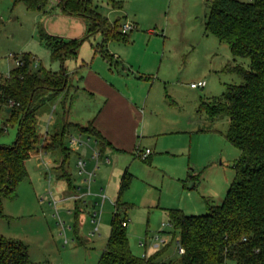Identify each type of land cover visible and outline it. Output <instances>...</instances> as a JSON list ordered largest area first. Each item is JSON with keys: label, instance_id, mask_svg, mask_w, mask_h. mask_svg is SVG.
<instances>
[{"label": "rangeland", "instance_id": "obj_1", "mask_svg": "<svg viewBox=\"0 0 264 264\" xmlns=\"http://www.w3.org/2000/svg\"><path fill=\"white\" fill-rule=\"evenodd\" d=\"M92 1L101 19L110 24L103 30L117 26L118 33L105 41L100 31L92 32L78 54L68 50L63 62L54 59L44 33L82 39L90 34L89 20L64 15L60 0H49L44 11L29 10L16 0L0 2V82L26 54L32 56L33 71L66 72L69 77L66 94L38 111L37 149L26 163L28 177L18 186L16 197L3 200L0 235L24 242L30 264H97L110 236L121 176L127 169L132 178L119 211L129 218L133 254L143 257L165 249L163 260L177 259L179 232L167 210L203 215L208 205H221L240 156L226 138L229 116L210 118L202 103L221 97L229 84L243 83L242 76L230 69H248L249 60L235 57L228 43L209 30V0ZM130 24L133 29L124 32V25ZM83 63L100 67L120 88L131 90L146 116L137 147L149 148L148 158L113 150L95 169L91 156L99 142L83 135L82 144L70 143L71 134L78 135L81 129L68 121L65 109L66 105L71 109L70 120L75 121L81 94L75 86L80 84ZM199 81L207 86L193 89L191 84ZM84 105L85 100L83 109ZM57 117L70 125L65 130L69 153L65 170L79 199H67L70 191L61 169L64 155L46 151L54 143ZM5 118L1 113L0 125ZM18 130V125H7L0 144L12 145ZM79 156L87 160L88 170L95 169L90 187L77 173Z\"/></svg>", "mask_w": 264, "mask_h": 264}, {"label": "trees", "instance_id": "obj_2", "mask_svg": "<svg viewBox=\"0 0 264 264\" xmlns=\"http://www.w3.org/2000/svg\"><path fill=\"white\" fill-rule=\"evenodd\" d=\"M16 1L33 11H44L49 4V0ZM59 4L64 15L82 17L91 24L90 34L82 39H64L44 33V41L55 60L63 62L68 50L76 56L92 32L100 31L105 41L118 33L117 26L103 30L110 24L101 19L92 0H60ZM208 6L209 30L220 41L228 43L235 57L249 60L248 69L241 66L230 69L242 76L243 83L229 84L221 97L202 103L210 118L224 113L229 116L226 138L240 150L235 178L224 202L208 205L206 214L186 215L177 209L167 210L170 223L179 232V245L184 253L177 259L163 260L165 249L143 257L134 255L131 250L129 218L119 211L124 206L121 196L132 178L126 170L120 182L110 236L97 264H226L227 261L264 264V0H209ZM17 60V67L0 82V114L6 117L4 125H0V138L7 125L19 127L12 145L0 144V213L3 200L14 199L18 186L28 177L26 163L37 149L38 111L66 94L69 88L68 73L33 71L30 54ZM76 126L82 134L97 139L103 158L108 145L93 122L86 127ZM69 127L63 118H56L54 143L46 151L64 155L61 169L71 186V177L65 170L69 157L65 130ZM30 263L24 242L0 235V264Z\"/></svg>", "mask_w": 264, "mask_h": 264}, {"label": "crops", "instance_id": "obj_3", "mask_svg": "<svg viewBox=\"0 0 264 264\" xmlns=\"http://www.w3.org/2000/svg\"><path fill=\"white\" fill-rule=\"evenodd\" d=\"M78 18L82 20L85 19L82 17ZM64 39L80 38L75 37ZM114 57H116V55H114ZM81 66V68H83L84 70H82L81 73L80 84L78 85L79 87L75 86V88L78 89V94L81 93L78 96L80 104L78 103V108H76L75 110V121L70 120L71 109H68L66 105L65 112L68 121L73 123V125H80L81 127H85L89 123L93 122L94 127L97 131H99L108 145L105 148V154L103 156L104 158L107 153L113 152V150H116L118 152H135L136 154L133 155L138 156V149H140L139 147H137V141L138 138H140L138 133L139 129L141 128V121L146 116L145 113H143L139 108V104L136 102L135 97L131 93V90H129L128 88H120L115 82L110 80L104 74L103 70L99 69L100 67L95 68L94 66L87 63H83ZM70 83L73 84L72 79ZM84 100L86 101V106L84 105L83 109V106H81V104L83 105ZM79 135L82 137L84 134H71V136L74 137H78ZM153 135L157 136L160 135V133H156ZM94 140L96 141L97 139L94 138ZM93 150L95 151L99 149L93 148ZM146 150L143 151L145 152ZM79 158L83 157L79 156ZM91 158H93V155L91 156ZM126 170L127 169H125L124 172ZM68 174L71 175L69 171ZM67 186L69 187L68 192L70 191L67 199H79V196L72 189L74 188V184L72 183V181V188L68 181Z\"/></svg>", "mask_w": 264, "mask_h": 264}, {"label": "built area", "instance_id": "obj_4", "mask_svg": "<svg viewBox=\"0 0 264 264\" xmlns=\"http://www.w3.org/2000/svg\"><path fill=\"white\" fill-rule=\"evenodd\" d=\"M249 1H252V0H249ZM132 29H133L132 24L124 25L123 31L127 32V31L132 30ZM206 85H207L206 81H199L198 83L191 84V87L193 89H198V88H204V87H206ZM80 138H81V136H78V137L71 136L70 143L79 142V144H82V141L80 140ZM150 153H151L150 149H147L145 152L138 149V156H140L144 159H146ZM93 159L96 160L95 169H98L99 168V162L102 159L99 150L94 151ZM95 169L93 171L88 170L87 169V161L84 158H79V160L77 161V173L80 176H85V182L88 183L89 187H90V184L94 181V177L96 175ZM54 204H55V206H57L56 200L54 201ZM56 209H57V207H56ZM59 218H60V216H59ZM59 221L62 222L61 220H59ZM178 242H179V240H178ZM179 252H180V254L184 253V249L181 246L179 247Z\"/></svg>", "mask_w": 264, "mask_h": 264}]
</instances>
